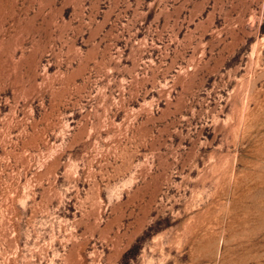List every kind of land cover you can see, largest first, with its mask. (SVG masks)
I'll use <instances>...</instances> for the list:
<instances>
[{
  "label": "rangeland",
  "instance_id": "1",
  "mask_svg": "<svg viewBox=\"0 0 264 264\" xmlns=\"http://www.w3.org/2000/svg\"><path fill=\"white\" fill-rule=\"evenodd\" d=\"M0 264H264V0H0Z\"/></svg>",
  "mask_w": 264,
  "mask_h": 264
}]
</instances>
